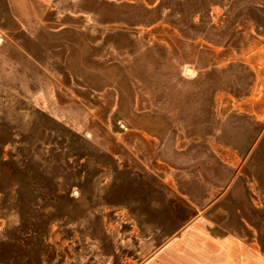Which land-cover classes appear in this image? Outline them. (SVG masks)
I'll return each instance as SVG.
<instances>
[{
    "label": "rangeland",
    "instance_id": "374dc122",
    "mask_svg": "<svg viewBox=\"0 0 264 264\" xmlns=\"http://www.w3.org/2000/svg\"><path fill=\"white\" fill-rule=\"evenodd\" d=\"M159 2L0 0V264H264V0Z\"/></svg>",
    "mask_w": 264,
    "mask_h": 264
},
{
    "label": "crops",
    "instance_id": "0c3cea01",
    "mask_svg": "<svg viewBox=\"0 0 264 264\" xmlns=\"http://www.w3.org/2000/svg\"><path fill=\"white\" fill-rule=\"evenodd\" d=\"M8 9L11 10L10 6L8 7ZM159 155H160V158L156 159V164L165 166L170 172V174L168 175V178L172 179L171 175H172L173 171H176V170L178 171V169H176V164H173L171 162L173 160V158L170 155L165 154L164 152H162L161 154L159 152ZM216 166L219 169V165L216 164ZM229 167L230 168H228V166H225L224 168L222 167V170H224V171H228V170L232 171L233 175L231 177H229V178L227 177L223 181L217 180L215 178H214V180L211 181L212 184L213 183L215 184V187L221 189V193L217 197H215V199H213V200L210 199L209 203L216 202L221 196L225 195L226 192L230 191V188L232 187L233 182H234V178H236V175H237V173H236L237 166L229 165ZM198 175H199L200 178L203 179V175L201 174L200 171H198ZM217 181H219V182H217ZM216 198H218V199L216 200ZM238 239H242V237H239ZM238 239H236L233 236H232V238L228 237V236H224V238H222V240H221L222 243H220V241L218 242L220 244V245L219 244L218 245L221 247L219 249H222V247H225L227 243H233V247L234 248L233 247H228L227 250L228 251L235 250L236 247H239V246H237L238 244H236V243L240 244Z\"/></svg>",
    "mask_w": 264,
    "mask_h": 264
},
{
    "label": "trees",
    "instance_id": "16d2710c",
    "mask_svg": "<svg viewBox=\"0 0 264 264\" xmlns=\"http://www.w3.org/2000/svg\"><path fill=\"white\" fill-rule=\"evenodd\" d=\"M163 3H164V0H160L159 4L157 5L158 6L157 8H162ZM262 131H263V128L260 126L259 123H256V129H255L252 140L253 139L260 140L264 134V133H262Z\"/></svg>",
    "mask_w": 264,
    "mask_h": 264
},
{
    "label": "water",
    "instance_id": "95a60500",
    "mask_svg": "<svg viewBox=\"0 0 264 264\" xmlns=\"http://www.w3.org/2000/svg\"><path fill=\"white\" fill-rule=\"evenodd\" d=\"M192 70L190 68L185 69V73L189 74Z\"/></svg>",
    "mask_w": 264,
    "mask_h": 264
},
{
    "label": "bare ground",
    "instance_id": "6f19581e",
    "mask_svg": "<svg viewBox=\"0 0 264 264\" xmlns=\"http://www.w3.org/2000/svg\"><path fill=\"white\" fill-rule=\"evenodd\" d=\"M193 74V71H191L190 73H189V75H192Z\"/></svg>",
    "mask_w": 264,
    "mask_h": 264
}]
</instances>
